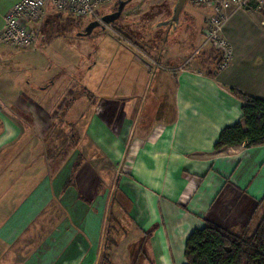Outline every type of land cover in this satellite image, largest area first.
<instances>
[{
	"label": "crops",
	"instance_id": "1",
	"mask_svg": "<svg viewBox=\"0 0 264 264\" xmlns=\"http://www.w3.org/2000/svg\"><path fill=\"white\" fill-rule=\"evenodd\" d=\"M21 1L0 0V35L9 11ZM259 11L239 12L228 24L225 36L231 59L225 68L216 65L215 69L207 70L181 65L165 70L167 81L154 90L158 97L169 96L164 105L170 106L171 111L162 119L157 121L158 116L154 120L150 117L146 125L141 126L140 121L135 126L136 120L129 112L136 109L137 104L127 99L131 88L127 85L117 89L114 99L93 103H97L96 111L82 130L84 135L80 137L79 148L83 151L84 146L91 150L96 147L101 155L95 153L100 158L122 169L115 182L118 192H122L118 205L115 203L119 209L110 210L107 217L115 229H120L124 223L118 212L122 207H119L120 201L124 200L126 203L122 204L126 205L131 219L130 229L120 235L123 239L117 241V245L108 247V261L102 264H187L186 241L191 233L202 229L206 221L238 234L253 233L261 223L264 146L239 145L219 152L215 150L223 129L242 122V102L232 89L264 100V19ZM55 13L50 11L48 16ZM3 46L7 45L0 43V56ZM65 70L66 67L63 72ZM61 79L66 80L63 74ZM142 86L144 95L147 84ZM16 92L12 80L0 74V224L3 225H0V258L5 249L13 250L25 236L29 237V229L39 222L45 235L43 220L51 208H46V163L33 161L29 150L35 148L21 145L26 133L30 134L29 126L24 123L26 117L35 116L34 106L38 107V103ZM120 92L127 98H117ZM157 101L152 99L150 105ZM104 105L107 108L102 114ZM156 107L157 104L151 110L156 111ZM17 109L24 112L25 119L16 114ZM111 109H115L112 114ZM43 111L46 109L42 108ZM16 159L20 162L15 168ZM94 159L92 155L82 156L74 176L78 198L91 207L89 217L94 225L87 232L74 229L68 236L65 234L59 246H49L57 250L49 249L46 260L43 257L38 264L102 262L103 247H106L104 227L108 224L103 220L105 196L99 193L100 186H108L109 181L95 170ZM38 187L42 188L39 200L44 206L37 211L32 207L24 209L23 203ZM15 215L18 219L11 230L3 231ZM17 233L18 236H14ZM51 235L46 236V240ZM36 239L30 238L31 248ZM137 243L141 252L135 256L132 249ZM29 259L25 257L15 263L34 264Z\"/></svg>",
	"mask_w": 264,
	"mask_h": 264
},
{
	"label": "rangeland",
	"instance_id": "2",
	"mask_svg": "<svg viewBox=\"0 0 264 264\" xmlns=\"http://www.w3.org/2000/svg\"><path fill=\"white\" fill-rule=\"evenodd\" d=\"M114 2L115 0L98 10L100 17L110 14ZM177 2L178 0H133L128 8L131 12L127 9L129 12H124L126 16L123 15L117 23L109 26L106 35L96 31L92 41L79 36L82 24L91 21V18H76L55 13L47 16L45 24L38 29L36 43L32 48L19 50L10 45L2 47L0 74L12 80L17 94L20 93L30 101L38 103V107L34 106L35 116L26 117L24 123L29 126L30 134L26 133L21 145L35 148L29 150L33 161L46 163V208H51L46 211L43 220L46 234H42L43 226L39 222L29 229V237L25 236L16 248H7L1 253L0 264H16L15 260L21 262L25 257H30V262L38 264L43 257L46 260L49 249L52 252L57 250V247L49 246H59L66 238L63 237L65 234L68 236L74 229L87 232L88 228L94 225V221L91 222L89 217L92 209L80 201L74 184V167L80 153H83V157L94 156L92 165L109 181L108 186H100L99 193L105 196L103 206L106 215L103 220L108 224L104 227L105 245H109V248L114 243L117 245L123 239L120 235L130 229L131 219L126 212V205L122 204L123 200L120 201L119 207L125 209H120L118 216L124 224L120 229H114L113 233H107L108 227L114 226L107 213L109 214L110 210L117 211L115 203L118 205L117 200L122 198V192H118L116 185L122 169H116L106 158H100L101 156L95 153L98 152L96 147L91 150L84 146L82 151L79 148L82 139L80 137L84 135L82 130L85 125L94 116L97 103L114 99L119 87L131 86V99L123 97L122 91L117 98H127L137 104L136 109L130 111L129 115L136 120L135 126H138L140 121L142 126L147 124L150 117L153 119L158 116V121L167 116V111H171L170 106L164 105L169 96L158 97L154 92L156 86L159 87L167 81L164 78L168 75L165 73L166 69L174 70L181 65L207 70L216 68V64L211 62V59H214L211 50L215 47H203L208 11L196 1L188 0L179 21L174 22ZM259 12L263 14L264 19V8ZM126 17L128 20H125ZM132 19L140 25L131 24ZM121 28V36L125 35L132 44L121 41V37L116 33L121 31ZM93 48L97 53L88 58L91 52L93 53ZM65 67L67 71L63 72ZM62 74L66 80L61 79ZM145 84L147 90L143 95L141 86ZM56 85L58 86L54 88ZM152 99L158 101L150 105ZM94 102L97 103L93 104ZM161 102L163 104L160 106ZM156 104V111L151 110ZM41 107L46 109V112H41ZM106 108V105L102 106V114H105ZM119 109L122 110L121 107ZM16 112L23 118V111L21 113L17 109ZM109 112L112 114L115 109ZM20 126L22 129V122ZM19 162L20 160L16 159L13 166L16 168V163ZM17 172L18 170L15 174ZM39 188H36L27 200ZM47 195H50L49 200ZM0 220L2 223V218ZM49 234L52 235L46 240ZM31 237L32 240L38 238L35 244L33 243V248L29 245ZM134 247L132 252L138 256L141 252L139 244Z\"/></svg>",
	"mask_w": 264,
	"mask_h": 264
},
{
	"label": "trees",
	"instance_id": "3",
	"mask_svg": "<svg viewBox=\"0 0 264 264\" xmlns=\"http://www.w3.org/2000/svg\"><path fill=\"white\" fill-rule=\"evenodd\" d=\"M211 52L214 57L211 62L216 63L217 68L221 67L222 54L215 48H212ZM208 75L213 74L209 73ZM232 92L242 102V122L223 129L215 145L216 152L239 145H245L248 148L264 146V100L245 95L236 89H232ZM82 156L80 153L77 157L74 176L80 167ZM41 189L39 188L27 200L23 206L24 209L32 207L37 211L44 206L43 202L39 200ZM49 199L50 195H47V200ZM18 215H15L7 223L3 231L11 230ZM115 228V225L111 228L108 227L107 233L112 232ZM15 236H18V233ZM113 241H115L114 238ZM105 246L100 264L108 261V254H110L109 245ZM185 258L187 264H264V217L253 233L246 231L242 234L206 221L202 229L195 230L188 237Z\"/></svg>",
	"mask_w": 264,
	"mask_h": 264
},
{
	"label": "built area",
	"instance_id": "4",
	"mask_svg": "<svg viewBox=\"0 0 264 264\" xmlns=\"http://www.w3.org/2000/svg\"><path fill=\"white\" fill-rule=\"evenodd\" d=\"M113 0H22L6 17V24L0 35V43L20 50L32 48L36 34L45 24L50 11L68 14L76 18L100 19L98 10L108 6ZM204 10L208 18L204 28V45L214 46L222 54L225 68L231 59L230 45L225 32L233 16L239 12H252L264 7V0H194ZM33 25V27H32Z\"/></svg>",
	"mask_w": 264,
	"mask_h": 264
},
{
	"label": "flooded vegetation",
	"instance_id": "5",
	"mask_svg": "<svg viewBox=\"0 0 264 264\" xmlns=\"http://www.w3.org/2000/svg\"><path fill=\"white\" fill-rule=\"evenodd\" d=\"M127 2H128V3H127ZM132 2H133V0H131V1H130V0H115V2H114V4H113L114 8L111 10L110 14H107V15H111V14L116 13L117 10H118L119 5H120L121 3H127L126 6H125V8H124V11H123V13H122V16H123V15L126 16V13H124V12H126V11L129 12L128 10H130V12H131V9H128V8H129L130 5L132 4ZM127 9H128V10H127ZM135 14H137V13H135ZM107 15H104V16L100 17L99 20H96V21H89V22H85L84 24H82L81 29H80V33H79L80 38H85V39H87L88 41H89V40L92 41V39H93V37H94V33H95L96 31H99V32L105 34V32L107 31V28H109V26H111L112 24L117 23V22L122 18V16H121V18H120L118 21H116V22H114V23H112V24H110V25H106V24L103 22V18H104L105 16H107ZM127 18H128V17H126L125 20H128ZM132 18H133V17H132ZM95 22L99 23L100 25H99L98 27L93 28V27H92V23H95ZM131 24H133V25H134V24H136V25H140V24L136 23L135 21H133V19H132ZM122 30H123V28H121V31L116 32V33L118 34V36L121 37V39H122L121 41H122L123 43H125V44H129V42H130V44H132V42H131L128 38H125V37H126L125 35H124V36H121V34H122ZM110 31H111V27H110ZM105 35H106V34H105ZM128 36H129V35H128ZM91 41H90V42H91ZM92 51H93V53L91 52V54L89 55L88 58L93 57V56L97 53V52L94 50V48L92 49Z\"/></svg>",
	"mask_w": 264,
	"mask_h": 264
},
{
	"label": "water",
	"instance_id": "6",
	"mask_svg": "<svg viewBox=\"0 0 264 264\" xmlns=\"http://www.w3.org/2000/svg\"><path fill=\"white\" fill-rule=\"evenodd\" d=\"M131 1V0H130ZM188 0H178L177 4H176V7H175V11H174V22H178L179 21V18H180V14L181 12L183 11V9L185 8L186 4H187ZM128 3V2H127ZM127 3H121L118 7V10L116 13L114 14H111V15H107L103 18V22L106 24V25H110L116 21H118L121 16H122V13L124 11V8L126 6ZM100 24L95 22V23H92V27L95 28V27H98Z\"/></svg>",
	"mask_w": 264,
	"mask_h": 264
}]
</instances>
